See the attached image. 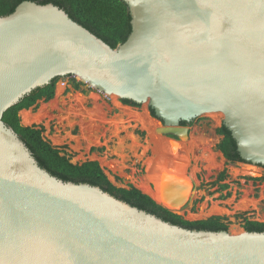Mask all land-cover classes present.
I'll return each instance as SVG.
<instances>
[{"label":"water","instance_id":"1","mask_svg":"<svg viewBox=\"0 0 264 264\" xmlns=\"http://www.w3.org/2000/svg\"><path fill=\"white\" fill-rule=\"evenodd\" d=\"M122 1L131 32L115 48L52 3L0 16V264H264V231L190 229L63 181L3 121L33 89L73 76L146 102L174 143L188 137L182 121L221 112L242 162L264 167V0ZM162 173L169 209H185L195 188Z\"/></svg>","mask_w":264,"mask_h":264},{"label":"rangeland","instance_id":"2","mask_svg":"<svg viewBox=\"0 0 264 264\" xmlns=\"http://www.w3.org/2000/svg\"><path fill=\"white\" fill-rule=\"evenodd\" d=\"M60 84L63 89L56 93ZM37 103L29 108L33 121L26 126L42 125L43 137L72 163L96 160L115 186L132 184L149 195L162 186V172L173 174L174 168L195 188L185 209H172L185 220L221 216L230 233L244 229V218L264 223V167L226 161L216 148L222 137L215 131L222 125L221 112L194 118L188 137L174 143L156 131L160 122L150 116L146 102L134 107L93 88L74 90L70 76L59 78L51 100ZM223 170L225 177L217 180Z\"/></svg>","mask_w":264,"mask_h":264},{"label":"trees","instance_id":"3","mask_svg":"<svg viewBox=\"0 0 264 264\" xmlns=\"http://www.w3.org/2000/svg\"><path fill=\"white\" fill-rule=\"evenodd\" d=\"M24 0H0V16L10 14L15 7ZM39 4L52 3L63 9L70 18L87 28L97 37L101 38L111 47L115 48L124 42L131 32V16L126 4L122 0H30ZM72 87L74 90L86 92L81 89L85 85L77 81L73 76ZM60 77L53 78L48 84L33 89L29 94L21 98L16 104L9 107L2 116L3 121L10 126L28 147L38 165L47 170L53 176L63 181L76 183H89L109 192L116 198L127 202L139 209L156 215L164 221L190 229L198 230H227L228 226L221 216H211L205 220L188 221L171 209L157 203L149 195L143 193L132 184L126 187H117L108 179L103 169L96 160H87L80 164L72 163L66 154L51 144L42 135L44 127L32 124H21L19 112L32 106L37 107L38 101L48 102L55 95V86ZM122 104L138 107L140 104L127 99H120ZM150 114L156 118L154 111L149 108ZM188 125L189 122H181ZM221 135L216 148L224 158L231 163L242 162L236 148V142L230 131L222 124L215 130ZM143 135V132H139ZM225 177V171L219 173L217 180ZM262 179V178H252ZM226 187V185H223ZM243 228L248 231H264V223L244 218Z\"/></svg>","mask_w":264,"mask_h":264},{"label":"bare ground","instance_id":"4","mask_svg":"<svg viewBox=\"0 0 264 264\" xmlns=\"http://www.w3.org/2000/svg\"><path fill=\"white\" fill-rule=\"evenodd\" d=\"M62 89H63V84L61 85H58L57 86V90H56V93H60L61 91H62ZM22 113V114H21ZM19 114H21V122H22V124L23 125H28L29 123H31V121H33L32 119L33 118H31L28 114H29V109H27V110H21L20 111V113ZM171 169H173L175 172H173V174H172V176H173V180H175V178H177V179H180V180H183L185 183L184 184H188V186H190V184H189V181L190 180H187V179H182V176L181 177H179L180 175H177V169H174V168H171ZM184 171V170H183ZM163 181V180H162ZM162 181H158L159 183L160 182H162ZM178 181V180H177ZM182 183V182H181ZM161 185L162 184H164V181H163V183H160ZM160 185H157L155 188V190H154V192H148V194L150 195V197L152 198V199H154L157 203H159V204H161V205H163V206H166V207H168V204H166L165 202H164V199L162 198V194H160L161 193V187L162 186H160ZM146 189V188H145Z\"/></svg>","mask_w":264,"mask_h":264},{"label":"flooded vegetation","instance_id":"5","mask_svg":"<svg viewBox=\"0 0 264 264\" xmlns=\"http://www.w3.org/2000/svg\"><path fill=\"white\" fill-rule=\"evenodd\" d=\"M150 116H151V117H153L151 114H150ZM153 118H154V117H153ZM170 137H173V138H175L174 136H170Z\"/></svg>","mask_w":264,"mask_h":264},{"label":"crops","instance_id":"6","mask_svg":"<svg viewBox=\"0 0 264 264\" xmlns=\"http://www.w3.org/2000/svg\"><path fill=\"white\" fill-rule=\"evenodd\" d=\"M23 110H25V109H23Z\"/></svg>","mask_w":264,"mask_h":264}]
</instances>
